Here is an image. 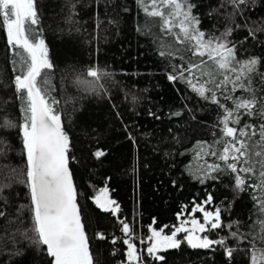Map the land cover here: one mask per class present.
<instances>
[{
	"label": "trees",
	"instance_id": "1",
	"mask_svg": "<svg viewBox=\"0 0 264 264\" xmlns=\"http://www.w3.org/2000/svg\"><path fill=\"white\" fill-rule=\"evenodd\" d=\"M189 2L205 39L222 37L232 29L225 39L229 46L235 45L231 66L235 71L219 69L207 51L203 57L192 55L195 42L180 32L182 15L171 18L169 32L139 0H36L40 21L34 26L39 28L36 39L44 40L54 65L51 95L59 101L57 110L70 141L68 167L93 264H254V257L255 264H264L260 239L264 229L259 224L264 213L258 203L264 193L254 187L259 165L253 173H239L245 186L238 189L237 173L211 155L223 154L233 139L224 135L226 113L220 105L231 109L234 100L226 97L250 95L238 87L232 91L233 82L246 83L251 76L257 98H264V0H247L240 11L227 0ZM146 5L150 9L151 0ZM161 51L172 55L162 56ZM250 58L258 59L255 72L241 75L244 70L237 61ZM19 60L6 30L0 29V210L5 212L0 217V264H53L32 231L21 133L18 127L4 126L9 120L15 125L23 122V104L14 86ZM189 63L200 67L191 75L185 73L186 79L169 80L174 68L182 70ZM90 68L102 73L98 81L102 88L79 84L95 79L87 76ZM208 72L214 74V83H206L212 79ZM225 76L228 80L221 84ZM193 84L210 88L219 104L208 92L205 99L194 91ZM239 111L241 123L229 121L228 126L239 129L247 124L258 130L264 123L259 115ZM258 139L257 131L252 141ZM255 150H260L258 145ZM97 151L104 155L96 157ZM214 164L222 171L210 172L208 165ZM101 195V203L114 202L106 205L107 211L97 204ZM209 196L211 201L205 203ZM197 206L219 211L223 227L211 229L207 222L202 237L223 239V244L193 248L181 231L175 236L179 247L148 253L154 231L170 236L185 222L192 230L189 220L203 219ZM232 232L238 235L233 237ZM129 243L134 246L132 260Z\"/></svg>",
	"mask_w": 264,
	"mask_h": 264
},
{
	"label": "snow or ice",
	"instance_id": "2",
	"mask_svg": "<svg viewBox=\"0 0 264 264\" xmlns=\"http://www.w3.org/2000/svg\"><path fill=\"white\" fill-rule=\"evenodd\" d=\"M227 2L232 4L236 11H240V6L245 5L247 0H227ZM139 3L145 7L149 16L160 17L164 29L169 32L172 30L171 18L182 15L183 19L179 25L180 32L183 33L185 40L195 42V50L192 55L203 57L207 51L209 59L213 60L219 69L236 70L231 67L235 58V45L229 46V42L225 39L231 34V28L227 29L222 37L208 36L205 39L206 34L197 27L199 19L192 15L191 9L194 5L189 0H159V5L157 0H151L150 9L146 5V0H139ZM161 8L164 11H161ZM168 9L172 11H167ZM39 23L36 0H0V29L6 30L8 44L14 49V55L20 57V72L14 77V86L23 104V122L15 125L9 120L5 122L4 126L18 127L22 136L27 161V184L30 188L31 211L33 213L32 231L35 233L36 242L46 246L48 255L53 258V264H93L80 221L76 193L68 168L70 141L62 127L61 115L57 110L59 101L51 95L53 89L50 86L49 77L50 70L54 68V65L47 58L44 40L36 39L39 28L34 26H38ZM249 35H253V33L250 31ZM160 54L162 56L172 55L166 51H161ZM203 63L205 62L201 61V64ZM237 63H240L244 70L241 75L252 74L256 70L258 59L250 58L247 61H237ZM199 67L198 64L189 63V66L182 70L174 68L173 74L168 78L169 80L186 79L185 73L191 75L193 70ZM101 75L102 73L95 68H90L87 71V76L95 79L80 80L79 84L86 89L102 88V85L98 83ZM206 75L212 77L206 83L215 82L212 72H208ZM241 75L236 77L237 82L241 80ZM227 80L228 78L225 76L221 84ZM187 82L191 84V80ZM233 83L232 91L238 87L250 95L247 97H226V99L234 100V107L231 109L220 105L226 113L222 120L224 135L233 139L223 148V154L212 152L211 155L218 156L220 160L224 161L227 170L237 173L235 186L238 189L245 186V180L239 176V173H253L258 164L259 169L256 170L258 183L254 187L260 188L264 193V123L260 124L258 130L253 125L247 124L239 129L228 126L229 121L237 125L241 123L239 111L241 109L245 110L249 116L259 115L261 119H264V98H257L251 87V76L246 83ZM221 84H215V87L219 88ZM192 87L205 99L209 98L205 96V93L208 92L213 102L219 104L215 93L210 88H206L204 84H200L199 87L193 84ZM246 129H252V131L249 132ZM257 131L259 139L252 141V137L257 135ZM256 145L259 146V151L255 150ZM94 155L100 157L104 153L97 151ZM255 157H259V159L257 160ZM230 159L232 162H229ZM208 170L220 172L222 168L221 165L214 164L208 165ZM211 178L216 179L215 176ZM210 201L211 196L205 203ZM111 203L114 202L101 203L100 200H97V204L105 211L108 210L106 205ZM258 203L260 212L264 213V199L259 200ZM197 207L199 208V206ZM199 210L204 211L202 208ZM4 215L5 212L0 210V217ZM213 217L214 220H212ZM204 219L205 222L211 220V229L223 227L219 223V211L215 213L204 211ZM192 224L200 232L206 231L204 223L193 220ZM259 224L264 229V219L260 220ZM123 231L129 232L127 223L123 224ZM181 231L184 229L177 228L170 236L162 235V230L154 231L155 240L148 248V253L155 255L161 248L179 247L180 241L175 239V236L177 232ZM231 235L235 237L238 233L232 232ZM100 238L103 236L101 235ZM260 239L264 240V236ZM186 240L193 248H208L214 243H224L223 239L213 241L207 236L196 237L191 233L186 236ZM128 248V258L132 260L135 258L134 246L129 243ZM228 254H231L230 250ZM157 259H163V257L158 256ZM253 259L255 264L256 258Z\"/></svg>",
	"mask_w": 264,
	"mask_h": 264
},
{
	"label": "rangeland",
	"instance_id": "3",
	"mask_svg": "<svg viewBox=\"0 0 264 264\" xmlns=\"http://www.w3.org/2000/svg\"><path fill=\"white\" fill-rule=\"evenodd\" d=\"M47 58H48V56H47ZM202 215H203V219L202 220H199V219H191V220H189V222L192 223L193 220H196L199 223H204L205 224V228H206L207 222H205V219H204V211L202 212ZM209 222L211 223V220ZM186 223L187 222H185L183 225H181V226L178 227V228H183L184 229L185 235L188 236L191 233L193 236L202 237V232H200L197 227H195L193 225L194 228L191 230L190 229V226L188 224H186Z\"/></svg>",
	"mask_w": 264,
	"mask_h": 264
},
{
	"label": "water",
	"instance_id": "4",
	"mask_svg": "<svg viewBox=\"0 0 264 264\" xmlns=\"http://www.w3.org/2000/svg\"><path fill=\"white\" fill-rule=\"evenodd\" d=\"M69 172H70V170H69ZM71 180H72V177H71ZM72 185H73V181H72ZM73 187H74V185H73ZM102 199H103V195H101L97 200H100V202H101ZM77 209H78V212H79L78 205H77ZM79 216H80V212H79ZM80 221H81V216H80ZM81 224H82V221H81ZM82 226H83V224H82ZM83 231H84V234H85V237H86V240H87V236H86V233H85V230H84V226H83ZM87 243H88V240H87Z\"/></svg>",
	"mask_w": 264,
	"mask_h": 264
}]
</instances>
